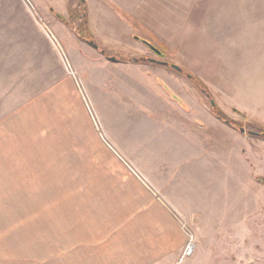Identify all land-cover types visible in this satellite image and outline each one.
<instances>
[{
	"label": "rangeland",
	"instance_id": "rangeland-1",
	"mask_svg": "<svg viewBox=\"0 0 264 264\" xmlns=\"http://www.w3.org/2000/svg\"><path fill=\"white\" fill-rule=\"evenodd\" d=\"M81 3L0 0V167L17 147L24 158L0 196L113 169L188 215L194 250L180 264H264V139L218 119L173 67L229 119L264 124V0H85L98 48L58 17ZM11 254L0 264H32Z\"/></svg>",
	"mask_w": 264,
	"mask_h": 264
},
{
	"label": "crops",
	"instance_id": "crops-1",
	"mask_svg": "<svg viewBox=\"0 0 264 264\" xmlns=\"http://www.w3.org/2000/svg\"><path fill=\"white\" fill-rule=\"evenodd\" d=\"M13 155L18 161L6 158L0 167L2 180L19 181L24 158L19 147ZM11 170L18 173L9 176ZM112 173L79 184L52 181L47 193L37 188L32 195L0 196L6 210L0 231L10 239L7 247L0 242V261L13 253L16 263L26 256L32 264H180L191 239L188 215Z\"/></svg>",
	"mask_w": 264,
	"mask_h": 264
},
{
	"label": "trees",
	"instance_id": "trees-1",
	"mask_svg": "<svg viewBox=\"0 0 264 264\" xmlns=\"http://www.w3.org/2000/svg\"><path fill=\"white\" fill-rule=\"evenodd\" d=\"M81 2L82 3L80 5V8H78V9L70 8L69 12H70L71 20L65 18L64 16H62L60 14H58V17L60 19H62V21L66 22L68 24V26L72 27L73 31L75 32V34L80 39H82L86 42H89L91 44H96L99 47V45L97 44V42L94 39L91 28L89 26L88 15H87V5L85 3V0H81ZM100 50L104 54H106V56H111L107 52H105L101 47H100ZM158 53L163 54L161 50ZM119 59H120L119 61H132V62H143V61H145V58H143V57H136V56L130 57L127 55L122 56V57L120 56ZM161 64H165V63L161 62ZM165 65H169V63H166ZM177 70L179 72L185 73L191 80H193L195 82V84L197 86H199L204 92H206V94L209 96V99L211 101V104H210L211 110L217 118L226 122L228 125L236 128V129H239V130L246 129V132L248 134L256 136V137H261L264 139V124H261V123L255 121V122L251 123L252 126L250 125V128H247V127L240 125L239 124L240 122L229 119L228 116H226V114L219 108V106L215 102L214 98L212 97V94L208 91V89H206V86L204 84H202V82L200 81V79L198 77L194 76L193 74L189 73L188 71L184 70L183 68L177 69ZM165 88L170 93V95L172 96L173 99L182 103L181 99H179L178 96L176 94H174L167 86H165ZM236 111H238V110L236 109ZM242 114H243V116H246L245 113H242Z\"/></svg>",
	"mask_w": 264,
	"mask_h": 264
},
{
	"label": "flooded vegetation",
	"instance_id": "flooded-vegetation-1",
	"mask_svg": "<svg viewBox=\"0 0 264 264\" xmlns=\"http://www.w3.org/2000/svg\"><path fill=\"white\" fill-rule=\"evenodd\" d=\"M151 51H154L155 53H157V54H159L160 56H162V54H160V53H158L157 51H155V50H153V49H151L149 46H147ZM109 60H116V61H118L119 63L121 62V61H119L120 59H119V57H116V56H106ZM140 57H143V58H145V61H147V62H150V63H152V62H156L152 57H146V56H140ZM219 119V118H218ZM222 121V120H221ZM232 127V126H231ZM234 128V127H233ZM236 129V128H235ZM244 131L246 132V130L244 129Z\"/></svg>",
	"mask_w": 264,
	"mask_h": 264
},
{
	"label": "water",
	"instance_id": "water-1",
	"mask_svg": "<svg viewBox=\"0 0 264 264\" xmlns=\"http://www.w3.org/2000/svg\"><path fill=\"white\" fill-rule=\"evenodd\" d=\"M144 41V43L147 45V46H149L151 49H153V50H155V51H157V52H160V50L157 48V47H155L154 45H152L150 42H148V41H146V40H143ZM95 48H98V46L96 45V44H92ZM116 61V60H115ZM166 64V63H165ZM173 67L174 68H176V69H181L178 65H173ZM241 131H243L244 132V130L242 129Z\"/></svg>",
	"mask_w": 264,
	"mask_h": 264
},
{
	"label": "built area",
	"instance_id": "built-area-1",
	"mask_svg": "<svg viewBox=\"0 0 264 264\" xmlns=\"http://www.w3.org/2000/svg\"><path fill=\"white\" fill-rule=\"evenodd\" d=\"M193 250H194L193 249V245L189 242L188 245H187V247H186V250L184 252L183 257L192 254Z\"/></svg>",
	"mask_w": 264,
	"mask_h": 264
}]
</instances>
